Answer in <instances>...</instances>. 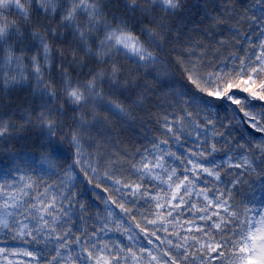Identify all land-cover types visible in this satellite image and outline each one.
<instances>
[{"label":"trees","instance_id":"trees-1","mask_svg":"<svg viewBox=\"0 0 264 264\" xmlns=\"http://www.w3.org/2000/svg\"><path fill=\"white\" fill-rule=\"evenodd\" d=\"M262 187L264 0H0L17 262L244 264Z\"/></svg>","mask_w":264,"mask_h":264},{"label":"rangeland","instance_id":"rangeland-1","mask_svg":"<svg viewBox=\"0 0 264 264\" xmlns=\"http://www.w3.org/2000/svg\"><path fill=\"white\" fill-rule=\"evenodd\" d=\"M248 251L246 264H264V211L258 225L251 228ZM0 264L5 262L0 260Z\"/></svg>","mask_w":264,"mask_h":264}]
</instances>
